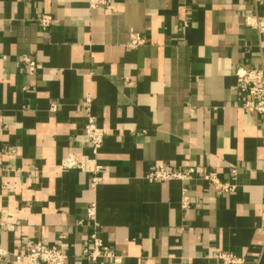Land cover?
<instances>
[{
    "label": "crops",
    "instance_id": "crops-1",
    "mask_svg": "<svg viewBox=\"0 0 264 264\" xmlns=\"http://www.w3.org/2000/svg\"><path fill=\"white\" fill-rule=\"evenodd\" d=\"M246 15L264 19V0H0V212L11 220L0 244L39 240L65 264H114L86 257L96 235L120 264H217L218 250L264 264L263 130L233 88L238 65L264 66V34ZM131 33L143 44L128 48ZM23 55L41 68L28 74ZM86 97L106 131L94 187L61 166L93 157ZM158 165L213 171L235 188L148 182Z\"/></svg>",
    "mask_w": 264,
    "mask_h": 264
},
{
    "label": "built area",
    "instance_id": "built-area-1",
    "mask_svg": "<svg viewBox=\"0 0 264 264\" xmlns=\"http://www.w3.org/2000/svg\"><path fill=\"white\" fill-rule=\"evenodd\" d=\"M90 9H96L106 6L108 0H87ZM50 15H38L37 24L41 28H47L51 24ZM244 23L248 27L255 28L258 33L264 34V19L256 15H246ZM144 40L138 33H131L128 37L126 46L136 48L143 44ZM25 70L28 74H34L41 68V65L31 56L23 55L21 57ZM234 90L241 95V108L247 112H253L260 118V124L263 130L262 139L264 140V66L252 67L247 64H240L235 69ZM54 105L51 110H54ZM84 135L90 145L93 157L83 155L76 157L74 154L67 155L61 161V166L65 169L76 168L91 175V186L94 187L99 182L100 166L97 164L95 155L101 147L105 135V129L97 125L91 112V99H84ZM144 178L150 183H161L171 180H189L199 178L209 183L216 191L228 193L234 190L235 186L229 182L219 179L213 171H196L192 166H186L181 169H172L166 165L150 167L144 175ZM181 204L183 208L188 207V197L182 194ZM95 207L91 204L87 208V219L95 224ZM11 220L6 213L0 212V231L3 227L9 226ZM96 225V224H95ZM264 233V224L262 225ZM92 247L85 250V255L92 261L98 259H111L114 264L121 263V257L116 255L107 244H104L96 235H92ZM12 255L14 260L22 264H65L67 254L59 247L46 245L39 240L27 241L21 250L16 252L8 251L0 244V261L6 256ZM210 259L217 261V264H256L248 262L244 257L229 251L218 250L209 256Z\"/></svg>",
    "mask_w": 264,
    "mask_h": 264
}]
</instances>
